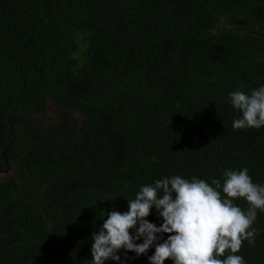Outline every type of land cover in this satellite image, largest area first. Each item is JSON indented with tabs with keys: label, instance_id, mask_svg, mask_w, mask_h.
Masks as SVG:
<instances>
[{
	"label": "trees",
	"instance_id": "1",
	"mask_svg": "<svg viewBox=\"0 0 264 264\" xmlns=\"http://www.w3.org/2000/svg\"><path fill=\"white\" fill-rule=\"evenodd\" d=\"M16 151L0 264H264V0H0Z\"/></svg>",
	"mask_w": 264,
	"mask_h": 264
},
{
	"label": "rangeland",
	"instance_id": "2",
	"mask_svg": "<svg viewBox=\"0 0 264 264\" xmlns=\"http://www.w3.org/2000/svg\"><path fill=\"white\" fill-rule=\"evenodd\" d=\"M81 38L76 37L79 52L83 51V49L85 48V43L81 42ZM70 118L74 119L77 125H79L82 120V116H80L79 114H71ZM60 119L61 111L55 108L50 102H48L45 113L37 118V127L41 130L45 127L57 126ZM16 137L17 141L15 145H20L25 142V136L20 130H17ZM19 174L20 166L15 162H12L9 164V170L6 173L0 172V181H3L5 178L19 179Z\"/></svg>",
	"mask_w": 264,
	"mask_h": 264
},
{
	"label": "flooded vegetation",
	"instance_id": "3",
	"mask_svg": "<svg viewBox=\"0 0 264 264\" xmlns=\"http://www.w3.org/2000/svg\"><path fill=\"white\" fill-rule=\"evenodd\" d=\"M20 153L18 151H16L15 153H13V156L10 160L6 159L5 158V168L7 167L8 170H9V164L12 163V162H20V159L22 156L19 155ZM7 170V171H8Z\"/></svg>",
	"mask_w": 264,
	"mask_h": 264
},
{
	"label": "water",
	"instance_id": "4",
	"mask_svg": "<svg viewBox=\"0 0 264 264\" xmlns=\"http://www.w3.org/2000/svg\"><path fill=\"white\" fill-rule=\"evenodd\" d=\"M7 170H8V168H7V167H6V168H4V169L0 168V171H1V172H3V173H6V172H7Z\"/></svg>",
	"mask_w": 264,
	"mask_h": 264
}]
</instances>
